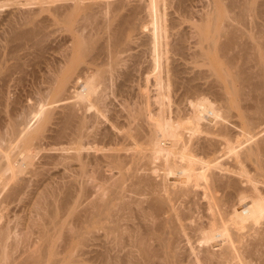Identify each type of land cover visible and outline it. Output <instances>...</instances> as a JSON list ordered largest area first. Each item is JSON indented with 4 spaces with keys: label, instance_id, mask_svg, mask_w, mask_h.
<instances>
[{
    "label": "bare ground",
    "instance_id": "6f19581e",
    "mask_svg": "<svg viewBox=\"0 0 264 264\" xmlns=\"http://www.w3.org/2000/svg\"><path fill=\"white\" fill-rule=\"evenodd\" d=\"M138 1L70 0L73 7L59 10L67 11V18L56 10L78 38L71 49L65 45L71 51L58 54L63 56L61 64L56 62L60 66L42 52L50 51L42 37L51 34L37 31L41 23L15 35L13 27L11 41L1 43L0 51L29 40L27 47L37 52L25 47L34 61H22V66L30 63L37 72L45 58L54 69L50 62V73L38 69V75L48 74L42 76L46 90L33 73L41 82L35 90L46 92L40 102L36 99L44 103L36 104L33 113L25 105L27 115L20 103L18 118L19 103H10L14 94L8 102L9 92L0 93V210L28 196L35 199L25 200L34 204L35 213L29 210L30 218L22 217L28 219L25 224L0 214V264H90V259L97 264H264V1L255 7L248 6L252 0H227L228 5L219 0L224 12L214 9L209 19L194 21L199 38L190 41L192 47L185 32L163 35L164 28L171 33L176 25L163 24L161 0ZM143 13L150 30L142 27ZM142 29L151 32L143 43L137 40ZM140 43L149 53L145 46L139 51ZM17 48L5 54L13 58ZM137 48L140 54H133ZM143 53L149 54L150 65ZM25 54H16L9 70L0 68V76L21 72L17 62ZM130 62L137 67L130 70ZM139 67L147 71L140 73L144 79L135 76L138 70L133 77ZM21 75L16 81L12 77L16 85L28 76ZM52 122L51 139L61 147L48 149L45 134L42 149V133ZM51 166L62 170L53 174L59 168ZM30 188L36 189L34 196ZM63 251L67 254L60 258Z\"/></svg>",
    "mask_w": 264,
    "mask_h": 264
},
{
    "label": "rangeland",
    "instance_id": "374dc122",
    "mask_svg": "<svg viewBox=\"0 0 264 264\" xmlns=\"http://www.w3.org/2000/svg\"><path fill=\"white\" fill-rule=\"evenodd\" d=\"M70 0H68V1H63V0H0V47H1V45L3 46V44L5 45V43H7V41H11V32H13V29H15V27H16V29H15V31H14V34L13 35H15V34H17V32L19 33L20 31L22 32L23 30V32H25V30H29V26H30V29L32 30V29H37V27H35L34 25L35 24H39L40 25V23H41V25H44V26H40V27H38V28H40V29H38L37 31H39V32H42L44 29V34H48V35H50V36H47L46 37V39L44 40V37H42L43 38V42H42V39H40L41 38V36H42V34L41 35H37V38H38V36H40L38 39L40 40V42H42L43 44H45V46L46 45H48V46H46L48 49H50V51L49 50H45V52L44 51H42L43 52V54L44 55H46V56H49L48 58H50V54H51V58L50 59H52V61L55 63V65L56 64H58V63H60L61 64V58H63V56H58V54L59 55H62V51L64 52V53H66L67 52V50H70L71 49V47H73L75 44H76V41H77V37H75V35H76V33H75V31L76 30H73V29H71V28H69L68 27V25L66 24V21H63L62 22V20H60L59 21V19H62L63 17H62V15L64 14V16H65V13L67 12V11H65V13H63L62 14V12H60V11H62L63 10V8L64 7H66V6H68L69 4H71L72 5V7L74 6V2H69ZM91 1V0H90ZM121 1H133V2H130V4L132 3V5H134V4H136V5H139V1H138V4L136 3L137 2V0H121ZM162 1V3L161 4H163L162 5V7H161V14L163 15H161L162 16V18L163 19H161V17H160V19L162 20V22H163V24L164 25H166L165 23V21H170L171 23L173 22V24L174 25H176V27L179 25V24H181L179 27H177V28H179V30H176L175 28V26H174V29H170L169 28V30H171V31H174V32H171L170 33V31H168V29H163L164 31H163V35L164 34H166V33H164L165 31H167V35H168V33L170 34V36L172 35V34H178V32L179 33H181V32H185V33H189V30H190V32H191V35H189V34H185L184 33V35H188V36H186V40H187V43H189V45H190V47H192L191 46V44L192 43H190V41L191 42H193L194 40L193 39H197V38H199V36H198V34H196L195 33V31L193 30L194 28H192V26H195L196 24H200V21L202 20L201 18L203 17V16H205L207 19H209V16L210 17H212L213 15H214V13H215V11L216 12H219V11H223L224 12V10H225V6H223L224 4H220L219 3V0H169V5L167 4V2H164L163 3V1L164 0H161ZM165 1H168V0H165ZM235 1H238V2H241V0H235ZM243 1V0H242ZM247 2H248V0H246ZM246 1H245V3H246ZM250 1V0H249ZM262 2V1H264V0H252L251 2H249V4H248V6H257L258 4H260V3H257V2ZM28 2V5H26V3ZM40 2H42V3H40ZM85 2H89V0H85ZM226 2H229V1H227V0H225L224 2H222V3H225L226 5H228ZM16 3V4H15ZM23 3L25 4V6L23 5ZM67 3V4H66ZM242 3V2H241ZM243 3H244V1H243ZM252 3V4H251ZM18 4V5H17ZM141 4V3H140ZM173 4V5H172ZM184 4V5H183ZM216 4V5H215ZM22 5V6H21ZM63 5V6H62ZM65 5V6H64ZM261 5V4H260ZM263 5V4H262ZM16 6V7H15ZM70 6V5H69ZM59 7H60V9H59ZM71 7V6H70ZM214 7V8H213ZM55 8V9H54ZM224 8V9H223ZM68 8H66V10H67ZM71 9H73L74 10V8H71ZM214 9H215V11H214ZM262 9H264V6L262 7ZM43 10V11H42ZM59 11L62 15H60V17H62V18H57V15L55 14V13H59V12H57V11ZM65 10V9H64ZM69 10V9H68ZM211 10V11H210ZM53 11V12H52ZM56 11V12H55ZM27 12H29V13H31V14H33L34 13V15H33V17H32V15L31 14H29V13H27ZM145 12V11H144ZM24 13V14H23ZM210 13V14H209ZM213 13V14H212ZM167 14V15H166ZM206 14H207V16H206ZM22 15V16H21ZM28 15V16H27ZM31 17H30V16ZM54 15H56V16H54ZM146 15H147V13H146ZM146 15H144V13H143V16H142V14H141V16H142V20L143 19H145V20H141V23L142 22H144V23H142L143 25H142V27L144 26V25H147L146 27L150 30L151 28H150V24H149V26H148V24H146L149 20V18L146 16ZM9 16V17H8ZM21 18H20V17ZM140 16V17H141ZM144 16H146L147 17V19H146V17H144ZM164 16H166V17H164ZM202 16V17H201ZM27 17H29V18H31V22H27V21H29V20H25V18L27 19ZM66 17V16H65ZM4 18V19H3ZM16 18V19H15ZM28 18V19H29ZM35 18V19H34ZM49 18V19H48ZM67 18V17H66ZM8 19H10L9 21H8ZM20 19V20H19ZM34 19V20H33ZM48 21H46V20ZM58 19V20H57ZM198 19V20H197ZM200 19V20H199ZM203 19H204V17H203ZM5 20H7V21H5ZM17 20V21H16ZM25 20V21H24ZM63 20H67V19H63ZM172 20V21H171ZM180 20V21H179ZM20 21V22H19ZM38 21H40V22H38ZM146 21V22H145ZM184 21V22H183ZM194 21H199V23H197V22H195L196 24L194 25ZM6 22H8V23H6ZM24 22H27V23H25V27H23L24 25ZM33 22L35 23V24H33ZM38 22V23H37ZM45 22H46V24H45ZM57 25V27H59V28H57L56 27V25H54V23ZM65 22V23H64ZM169 22V23H170ZM191 22H193V23H191ZM4 23H5V25H4ZM14 23V24H13ZM31 23V24H30ZM43 23V24H42ZM49 23V24H48ZM51 24V25H50ZM52 24L54 25V27L52 26ZM168 24V23H167ZM18 26V27H17ZM32 26H34V27H32ZM38 26V25H37ZM49 26V27H48ZM11 29V28H13V29H11L10 31H8V29L9 28ZM19 27H21V28H19ZM51 27H53V28H55V32H54V29H52ZM62 27V28H61ZM76 27H78V25H76ZM75 27V28H76ZM141 27V28H142ZM145 27V29H147ZM172 27H173V25H172ZM190 29H189V28ZM18 28V29H17ZM26 28V29H25ZM79 28V27H78ZM78 28H77V30H78ZM180 28H183V29H180ZM188 28V29H187ZM20 29V30H19ZM34 29V30H35ZM48 29V31L46 32V30ZM144 29V32H143V29H142V31L141 32H143V33H139V36H141L140 37V39H137V40H139V41H141L142 39V41H144V38H146L145 39V41L150 37L149 36V33L151 34V32L150 31H147V30H145ZM185 29V30H184ZM6 32H5V31ZM16 30H17V32H16ZM19 30V31H18ZM50 30V31H49ZM79 30H81V29H79ZM184 30V31H183ZM145 31H147V32H145ZM175 31H178V32H175ZM52 32V33H51ZM54 32V33H53ZM3 33V34H2ZM8 33V34H7ZM75 35H74V34ZM194 33L196 34V35H194ZM4 34L7 36H4ZM38 34V33H37ZM40 34V33H39ZM43 34V35H44ZM73 34V35H72ZM143 36H142V35ZM146 34H147V36H146ZM183 34V33H182ZM144 35H145V37H144ZM3 36V37H2ZM45 36V35H44ZM139 36L137 35V37L139 38ZM71 37L73 38L74 37V39H71ZM144 37V38H143ZM2 38H3V40H2ZM67 38V39H66ZM37 40V39H36ZM39 40H37V41H39ZM69 40V41H68ZM137 40H135L134 42L136 43V41ZM22 41V40H21ZM18 41V42H20V46L17 44V46H18V48H17V50H19V48H20V50H19V52L16 50V53H13L14 55V57H15V55L16 54H20L21 56L23 55V54H25L26 52H28V50H29V52L31 53V54H33V55H35L36 54V48H34V49H32L33 47L31 46V48H29L30 47V45H29V47H27V45H28V43H31V42H24V41H29V40H24V41ZM31 41V40H30ZM71 41V42H70ZM73 41V42H72ZM139 41H137V43L139 42ZM141 41V42H142ZM150 41V40H149ZM149 41H147V43H150ZM197 40H195L194 42H196ZM15 42L16 41H14L12 44H15ZM25 44H24V43ZM33 42V44H34V41H32ZM39 42V43H40ZM45 42V43H44ZM59 42V43H58ZM193 42V43H194ZM1 43H3V44H1ZM11 43H9L10 45H6V46H9V47H6L5 48V46L3 47V49H1L2 51H0V52H2V53H0L1 55H0V62L2 63V61H3V64H0V68H2L4 71L6 70H9L10 68H8V69H6L10 64L9 63H11L12 64V62L14 63V62H16V60L14 61V57L12 58L11 56H12V52H14V49H16L15 48V46H16V44H15V46L14 45H11ZM23 43V44H22ZM135 43H134V45H135ZM143 43V42H142ZM142 43H140V44H142ZM8 44V43H7ZM27 44V45H26ZM32 44V45H33ZM41 44V43H40ZM42 44V48H43V50H44V45ZM68 44V45H67ZM70 44L72 45L71 47H70ZM24 45H26V46H24ZM58 45V46H57ZM65 45L67 46V48H69L70 47V49H67V50H65L66 48H65ZM133 45V47L134 48H136L137 46L136 45H139V43L138 44H136L135 46ZM187 45V44H186ZM10 46H12L11 48H13V50H12V52L10 53L11 54V58H9L5 53L7 52V51H9L11 48H10ZM24 46V47H23ZM52 46V47H51ZM62 48H61V47ZM143 46H145V47H147L145 44H142V46H140L139 47V51H141V50H143L144 48H143ZM148 46H150L149 44H148ZM194 46V45H193ZM23 47V48H22ZM25 47H27L26 49L27 50H25L24 51V49H25ZM36 47H37V45H36ZM45 47V49H47ZM60 47V48H59ZM10 48V49H9ZM29 48V49H28ZM57 48H59V49H57ZM6 49H8V50H6ZM51 49H53V50H56V51H52ZM147 49H148V47L146 48V51H147ZM21 50H23V51H21ZM32 50H34L33 51V53H32ZM37 50H38V47H37ZM61 50V51H60ZM65 50V51H64ZM46 51H47V53H46ZM71 51V50H70ZM70 51H68V52H70ZM136 51V52H135ZM135 51H133L132 53L134 54V53H136V54H140V52H138V48L137 49H135ZM22 52V53H21ZM24 52V53H23ZM35 52V53H34ZM48 52L50 53L49 55H47L48 54ZM55 52V53H54ZM57 52V53H56ZM138 52V53H137ZM142 52H144V50L143 51H141V53ZM8 53V52H7ZM29 53V57H27L28 56V54L26 53L25 54V57H27L26 59L24 58V56L22 57V58H20V61L21 62H19L18 60V62H17V64H20L21 63V66L23 65V62L22 61H24V62H26V60H27V62H32V61H34V60H31L30 59V56H31V54ZM147 53H149V51H147ZM67 54V53H66ZM65 54V55H66ZM135 54V55H136ZM144 54V53H143ZM143 54H141V59L143 58V60H144V63H145V61H147V60H149V61H147V62H149V63H147V65L149 64L150 65V57H149V54L147 55L146 53L143 55ZM31 56V58L33 59V57L34 56ZM43 55V56H44ZM57 55V56H56ZM64 55V54H63ZM142 55L145 57V59H147V60H145L144 59V57H142ZM147 55V56H146ZM2 56H3V58H2ZM5 56H7L6 57V59L4 58ZM17 56V55H16ZM45 56V57H46ZM18 57H20L19 55H18ZM18 57H17V59H18ZM53 57V58H52ZM57 57V58H56ZM59 57H60V61H59ZM147 57V58H146ZM140 57L138 56V58H135V59H139ZM3 59V60H2ZM7 59H9V60H7ZM22 59V60H21ZM44 59V62L43 61H41L40 63H42V66L41 65H39L41 68H37L36 70H37V72H33V70H34V65L33 66H31L32 64H30V63H28L29 65V67L28 66H26V65H24L25 66V68L23 67H21L22 69H21V72L22 71H24V69H27V72L26 71H24V73H21V72H18V69H16L17 70V72H18V74H17V72H16V70L15 69H13V67L14 68H16L14 65H12L11 67V69H13L14 70V72H16V73H14L13 74V70H11L10 72L15 76V78H14V76L12 75V77L14 78V80L16 81V78H18V77H23V75H21V74H24V76H26L27 74H28V76H26V78L24 77L23 79H21V78H19L20 79V83H19V85H16V84H18V82H15V81H13V78L11 77V74L10 73H8V78H7V74L6 75H1L0 77H1V79H3V80H6V81H3V80H1L0 82H5V83H3L4 85H5V88H3L4 86H3V84L2 83H0V87L1 88H3L4 90V92L2 91V89L0 88V90L2 91H0V93L2 94H4L3 96L5 97L7 94H8V92H9V94L5 97V99H7L8 100V102L10 101L9 99H11V97H12V95L14 94V96L12 97V99L13 100H17V99H19V100H17V101H20V102H15V101H13L12 99H11V101H13V102H10L11 104H13V103H19L18 105L17 104H13V106L15 105H17L15 108H13V109H15V111L17 110V107L18 106H20V103H21V106H20V108H24L25 107V105L27 106V107H29L28 109H30L31 108V113H33L32 112V110L34 109L35 110V107L36 108H38V105L39 104H43L42 102L41 103H37V100L39 101V100H41V99H39V98H41L40 96H42V95H46V94H44V93H46L44 90H46V87L48 86L46 83V81H45V77H42V76H46L47 77V75L48 74H46V75H44L43 73V75H38V74H41V71L42 72H44V69H46L45 70V72H47V69H51L50 71H48L47 73H50L51 71H52V66H53V64H51V63H53V62H51V61H49L48 59H47V57H46V59L47 60H45V58H43ZM57 59V60H56ZM141 59H140V62L138 63L139 65L140 64H142L143 65V67H145V68H147V71H148V68L149 67H147V66H145L146 65V63H145V65L143 64V63H141ZM30 60V61H29ZM133 61H135V63H136V61H139V60H134V59H132ZM143 60H142V62H143ZM8 61V62H7ZM45 61H48V62H45ZM49 62H50V65H52V66H50V65H48L49 64ZM56 62H58V63H56ZM43 63H45V64H43ZM46 63H48V64H46ZM129 63V62H128ZM127 63V64H128ZM134 63V64H135ZM15 64V63H14ZM60 64H58V66H60ZM130 64H131V66L129 65L128 67H129V69L130 70H133L132 68H134L135 67V65H133V62H130ZM137 64V65H138ZM1 65H3V67L1 66ZM45 65V66H44ZM46 65H48L50 68H48V66L46 67ZM132 65H133V67H132ZM142 65H140V67H142ZM19 66V65H18ZM57 66V65H56ZM55 66V67H56ZM33 68V70H32V68ZM42 67H43V69H42ZM44 67H46V68H44ZM130 67H132V68H130ZM137 67V66H136ZM135 67V68H136ZM140 67L138 68V69H135L136 70V72L135 71H133L132 72V74H133V77H137V78H139L138 76H140V78H145V77H143L144 75H147V73H145V72H143L145 69H141V70H143V71H139L140 70ZM29 69H30V71L32 70V73L29 71ZM38 69H42L41 71H39ZM53 69H54V66H53ZM137 70H138V73H137ZM20 71V70H19ZM38 71H39V73H38ZM146 71V70H145ZM146 71V72H147ZM150 71V70H149ZM148 71V72H149ZM26 72V73H25ZM30 72V73H29ZM143 72V73H142ZM20 73V74H19ZM33 73H35V74H37V76H40V78L39 79H37V80H40L41 82H42V80L43 81H45L44 83H43V85H44V90H41V91H43V93H41V92H37L38 90H39V87H40V85L41 84H38V83H41L40 81H35L36 79L35 78H37V76L35 75V74H33ZM135 73H137V75H135ZM140 73H142L143 74V76H142V74H140ZM10 74V75H9ZM26 74V75H25ZM30 74V75H29ZM139 74V75H138ZM20 75V76H19ZM135 75V76H134ZM34 77V81L35 82H37V85L35 84L34 86L32 85L33 83H35L32 79H33V77ZM9 77H11V79H12V81L10 80V78ZM135 77V78H136ZM7 78V79H6ZM31 78V79H30ZM42 78H44V79H42ZM8 79L10 80L9 81V83H8V85H7V81H8ZM25 79L27 80V81H25ZM143 79H140V80H142L143 81ZM21 80L24 82V83H22L21 84ZM19 81V80H18ZM142 81H141V83H142ZM33 82V83H32ZM13 83V84H12ZM29 83V84H28ZM9 84H10V87H9ZM28 84V85H27ZM31 84V85H30ZM45 84H46V87H45ZM7 85V86H6ZM23 86L24 88H22L21 86ZM43 85L41 86L42 87V89H43ZM26 86H29L30 87V89H29V87H27L26 88ZM33 86V87H32ZM37 86V87H36ZM71 86H73V85H71ZM9 87V88H8ZM12 87V88H11ZM14 87V88H13ZM18 87L20 88V89H18ZM74 87V86H73ZM71 88L70 90H72V89H74V88ZM36 88H38V90H35ZM10 89H12V90H10ZM29 89V90H28ZM5 90H6V92H7V94H6V92H5ZM17 90V91H16ZM20 90V91H19ZM23 90V91H22ZM34 90L38 93V97H36V92L34 93V94H32L31 92H34ZM16 91V92H15ZM10 92H12V93H10ZM15 92V93H14ZM24 92H26V93H24ZM72 92V91H71ZM16 93H18L17 95H15ZM19 93H21V94H19ZM39 93H41V94H39ZM108 93L110 94V91H108ZM6 94V95H5ZM28 94L31 96V95H33V96H28ZM36 94V95H35ZM20 95H22L21 96V98L19 97ZM24 95V96H23ZM8 96L10 97L9 99H8ZM17 97H19V98H17ZM112 98V97H111ZM110 98V96H109V99L106 101V104H109V102L112 100ZM37 99V100H36ZM22 100H23V102H22ZM27 101V102H24V101ZM110 100V101H109ZM29 101H30V103H29ZM36 101V102H35ZM33 102V103H32ZM40 102V101H39ZM32 103V104H31ZM28 104V105H27ZM30 104V105H29ZM36 104H38V105H36ZM23 105V106H22ZM57 105H59V104H57ZM11 106V105H10ZM56 106V105H55ZM12 107V106H11ZM10 107V108H11ZM27 107H25V112L27 111L28 113H29V111L27 110ZM22 108V109H23ZM33 108V109H32ZM46 108H48V107H46ZM56 109H54L55 110V112L56 113H59V111H60V113H61V108L58 106V108H60V109H58L57 108V106L55 107ZM111 108V106L109 107V109ZM22 109H20V112L22 113L23 111H22ZM18 110H19V108H18ZM33 110V111H34ZM59 110V111H58ZM58 111V112H57ZM27 112H26V114H27ZM55 112H54V114H55ZM29 114V118H31V116L30 115H32V114ZM91 113H93V110H91L88 114H91ZM15 114H16V116H18V118L19 117H21L22 116V114L21 115H17L18 114V111H16L15 112ZM20 114V113H19ZM25 114L23 113V116H24ZM28 115V114H27ZM56 115V114H55ZM54 115V117H56ZM57 115H59V114H57ZM15 116V117H16ZM59 117V116H58ZM28 119V118H27ZM31 119H33V118H31ZM56 119H57V117H56ZM30 120V119H29ZM29 120H27L28 122L27 123H29L30 121ZM55 120V119H54ZM56 121V123H57V120H55ZM34 121V119H33V121L31 120V122H30V125H32V127L34 128V127H36V125H37V123ZM33 124H36V125H33ZM29 124H27V126H28ZM54 125H55V122H54ZM103 126H105V125H103ZM28 127H31V126H28ZM55 127L56 126H53V122H52V124H50L49 125V127L47 128V129H49V128H51L50 130H47V131H45V133H42V136L44 135V138L41 140V144L42 145H40V147L42 148V147H44V143L46 142L47 144L45 145V146H47V147H49L48 149H50V147L52 148V146H53V148H58L59 146L61 147V145L59 144V142H58V144H56L55 142H54V140H52L51 138H53V137H51V136H53L54 134H50L49 132H52V131H54L55 132ZM47 132H48V134H47ZM53 132V133H54ZM45 134H46V136L48 137V138H50V140H52V141H50V140H48V138L45 136ZM50 134V136H48ZM42 138V137H41ZM45 138H47V139H45ZM44 139L46 140V141H44ZM54 139V138H53ZM52 142V143H50V142ZM44 142V143H43ZM48 142L50 143V144H48ZM53 142L55 143V145H58L57 147L56 146H54V144H53ZM52 144V146H49V145H51ZM47 147H45V148H47ZM44 148V149H45ZM39 149V148H38ZM36 150V151H38L37 152V155L39 156L40 154H41V151L40 150ZM43 149V148H42ZM41 149V150H42ZM44 152V150L42 151V153ZM38 153H40V154H38ZM36 155V157H35V159L36 158H38V156ZM40 159V156H39V158L37 159V160H35V161H40L39 160ZM52 167V166H51ZM59 168V169H55V168ZM57 167H52V169H55V171L54 170H52L53 172V174L55 173V174H57L58 172H59V170L61 171L62 169H61V167H59V166H57ZM61 175H56L55 177H54V180L55 181H57V179H60L61 180ZM60 180H58V181H60ZM57 181V183H60V182H58ZM33 188H34V186H33ZM33 188H30V190H28V191H30V193H29V195L30 194H32L33 193V196H34V191L36 190H32ZM36 188V187H35ZM32 190V191H31ZM28 194V193H27ZM26 196L27 195H25L23 198L25 199L26 198ZM32 197V196H31ZM28 199L27 200H29V199H31L30 198V196H28L27 197ZM34 198H32L30 201H32V202H34L35 201V199L33 200ZM26 200V199H25ZM18 201V202H21V203H18V202H15V204H13V205H9L10 206V208L7 206L8 204H6V207H5V204H4V207L6 208V209H4V207H3V209L4 210H0V212L1 211H3V212H1L0 214L2 215V213H5L4 214V216H6L7 217V214H8V216H9V218H13L14 220H15V218H16V223H18V224H20V223H23V221L26 223V221L25 220H28L27 218L29 217V216H27L26 214H28V215H30V213H32V215L33 214H35L34 212H32L31 210L34 208L33 207V205L31 206L32 207V209H31V207H30V205H29V201L28 202H26V201ZM35 203V202H34ZM18 205V206H17ZM2 204L0 205V207L2 208ZM28 208V209H27ZM8 211V212H6V211ZM11 210H12V212H11ZM24 210V211H23ZM29 210L31 211L30 213H29ZM34 211V210H33ZM10 212V213H9ZM14 212V213H13ZM23 213H25V214H23ZM10 214V215H9ZM16 214V215H15ZM13 215V216H12ZM21 215V216H20ZM11 216V217H10ZM16 216V217H15ZM25 216L27 217L26 219H23V218H25ZM31 216V215H30ZM33 216H35V215H33ZM20 217V218H19ZM23 217V218H22ZM18 218V219H17ZM30 218V217H29ZM12 219V220H13ZM23 219V220H22ZM13 220V221H14ZM17 220L20 222V221H22V222H17ZM25 223H23V224H25ZM22 224V225H23ZM35 237V236H34ZM33 237V238H34ZM32 238V239H33ZM58 245H61V244H58ZM32 247V246H31ZM34 248V247H33ZM75 252V250H74V248H72V249H70V252H71V254H74L73 256H76L77 257V252ZM19 253H21V252H18V254H16L17 256H19L20 258H22L23 259V257L25 256L24 254H22L21 253V256H23V257H21L20 255H19ZM61 253H63L62 255H59L60 256V258L61 257H65L66 256V254H67V252L66 251H63V252H61ZM60 253V254H61ZM90 255H91V257H92V255H93V253H91L90 252ZM90 255H88L87 257H89ZM58 256V257H59ZM16 257V256H15ZM91 257H89V258H91ZM17 258V260L19 259L18 257H16ZM20 260V259H19ZM85 261V260H84ZM84 261H83V263L82 262H76L77 264H87L88 262L87 261H85V263H84ZM89 261V260H88ZM90 264H95V262L93 261L92 262V259H90ZM75 263V264H76ZM89 264V263H88ZM96 264H97V262H96Z\"/></svg>",
    "mask_w": 264,
    "mask_h": 264
}]
</instances>
